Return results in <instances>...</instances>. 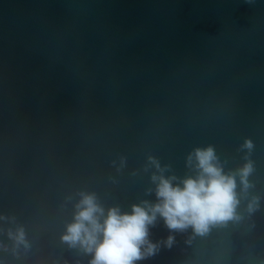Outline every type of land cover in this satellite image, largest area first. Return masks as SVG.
I'll return each instance as SVG.
<instances>
[{
	"label": "water",
	"instance_id": "water-1",
	"mask_svg": "<svg viewBox=\"0 0 264 264\" xmlns=\"http://www.w3.org/2000/svg\"><path fill=\"white\" fill-rule=\"evenodd\" d=\"M209 146L226 173L252 164L240 219L201 235L158 217L135 264H264V0H0L3 264H89L61 240L79 193L155 203L148 158L183 179Z\"/></svg>",
	"mask_w": 264,
	"mask_h": 264
},
{
	"label": "clouds",
	"instance_id": "clouds-1",
	"mask_svg": "<svg viewBox=\"0 0 264 264\" xmlns=\"http://www.w3.org/2000/svg\"><path fill=\"white\" fill-rule=\"evenodd\" d=\"M244 148H251L245 141ZM155 169L150 179L155 185V203L141 201L121 212L118 207L105 210L93 193H79L74 205L72 222L65 227L61 240L69 247H79L91 255L89 264H135L151 256L157 245L149 239V227L157 218L163 220L169 230L181 231L191 227L194 233L204 234L209 227L239 220L236 209L240 198L236 192L237 177L241 191L250 187L247 177L252 171L246 162L236 172H225L212 147L196 148L186 158V166L195 170L194 176L180 179L166 176L154 158H148ZM258 197H253L247 211H254ZM4 217L0 216V220ZM15 245L27 247L22 227L7 233ZM172 237L167 243L171 244ZM0 264L3 261L0 260Z\"/></svg>",
	"mask_w": 264,
	"mask_h": 264
}]
</instances>
